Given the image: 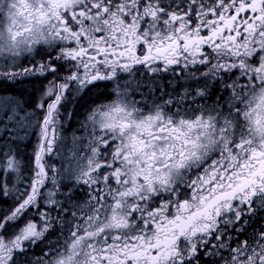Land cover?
<instances>
[{"label": "snow or ice", "instance_id": "snow-or-ice-1", "mask_svg": "<svg viewBox=\"0 0 264 264\" xmlns=\"http://www.w3.org/2000/svg\"><path fill=\"white\" fill-rule=\"evenodd\" d=\"M35 78L0 90V264H264V0H0V86Z\"/></svg>", "mask_w": 264, "mask_h": 264}, {"label": "rangeland", "instance_id": "rangeland-1", "mask_svg": "<svg viewBox=\"0 0 264 264\" xmlns=\"http://www.w3.org/2000/svg\"><path fill=\"white\" fill-rule=\"evenodd\" d=\"M21 63L24 66H27V61L21 60ZM49 79H51V77H49ZM28 80L30 79H23L21 81H18L10 85H12L14 88L17 87L18 89H21V87H24V83L27 82ZM32 80H33L32 81L33 84L36 83L38 85L33 86V89L31 91L29 89V93L31 94L30 97H28L29 95L27 96V98L26 97L24 98L23 96L20 97L21 99L27 101L28 107H34L35 104L39 102L40 97H41L42 86L44 83H46V80H43L40 78H35ZM6 87H7L6 85L1 86V88H6ZM11 95L16 96L14 94H11ZM84 101H87V103L86 104L83 103ZM92 102L93 100L92 101H88L87 99L86 100L84 99L74 100L72 99V97H69L68 101L64 104L63 109H62L65 112V115H67V113L69 112L71 113V119L68 120L66 124L65 135L70 136L74 131L76 132L77 135H82V132L78 131L80 127V122L84 120L85 112L88 110V107ZM61 119L64 120V117H61ZM33 142H34V138L32 142L20 145L21 154L25 158V160H28L30 157ZM69 145H70V141H69ZM33 253L36 254L35 256H39L42 254V249L37 247Z\"/></svg>", "mask_w": 264, "mask_h": 264}, {"label": "flooded vegetation", "instance_id": "flooded-vegetation-1", "mask_svg": "<svg viewBox=\"0 0 264 264\" xmlns=\"http://www.w3.org/2000/svg\"><path fill=\"white\" fill-rule=\"evenodd\" d=\"M32 81V79H30V80H28L27 82H25L26 84H29V82H31ZM24 83V84H25ZM10 85V84H9ZM5 89V88H4ZM0 90H3V88H1V86H0ZM4 91V90H3ZM95 91V90H94ZM7 93H9V92H7ZM90 98V99H89ZM88 100V101H92V100H94L95 99V96H94V93H89L88 95H86L85 97H84V100ZM10 203H11V201H0V208H6V207H8L9 205H10ZM262 215H264V213H262ZM259 223H262V221H259V220H257V222L255 223V224H253L252 225V227L253 228H255V227H257L258 226V224ZM250 231V230H249ZM55 236H56V233H52V234H50V236H49V239H55ZM241 239H245L246 237H244V236H241L240 237ZM38 248H41L42 249V246H38ZM33 254L34 255H36L35 253H33V252H29L28 253V255L31 257V256H33Z\"/></svg>", "mask_w": 264, "mask_h": 264}, {"label": "trees", "instance_id": "trees-1", "mask_svg": "<svg viewBox=\"0 0 264 264\" xmlns=\"http://www.w3.org/2000/svg\"><path fill=\"white\" fill-rule=\"evenodd\" d=\"M33 81V80H32ZM29 82V84H24V87H21V89H18L17 87L16 88H14L12 85H6L7 87L4 89L3 88V90L4 91H6V92H9L10 94H14V95H16V96H18V97H26L27 98V96L28 97H30V93H29V89H30V91L33 89V86H37L38 84H36V83H34L33 84V82ZM15 91V92H14ZM90 99V98H89ZM88 99V100H89ZM83 103H87V101H84Z\"/></svg>", "mask_w": 264, "mask_h": 264}]
</instances>
